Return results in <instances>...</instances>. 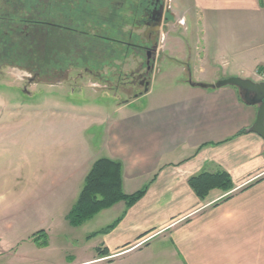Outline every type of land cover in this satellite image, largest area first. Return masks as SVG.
Returning a JSON list of instances; mask_svg holds the SVG:
<instances>
[{
	"label": "crops",
	"instance_id": "0c3cea01",
	"mask_svg": "<svg viewBox=\"0 0 264 264\" xmlns=\"http://www.w3.org/2000/svg\"><path fill=\"white\" fill-rule=\"evenodd\" d=\"M178 4L169 31L179 34H168V50L189 78L143 107H117L99 146L87 134L90 145L80 141L68 164L40 178L46 196L77 200L93 163L109 157L123 164L125 193L148 185L133 206L120 201L87 221H96L90 234L115 225L88 235L97 239L95 256L65 264H264V139L248 130L259 107L235 86L200 85L232 76L264 81V0ZM220 170L233 189L200 198L190 178ZM99 247L108 254L99 257Z\"/></svg>",
	"mask_w": 264,
	"mask_h": 264
},
{
	"label": "rangeland",
	"instance_id": "374dc122",
	"mask_svg": "<svg viewBox=\"0 0 264 264\" xmlns=\"http://www.w3.org/2000/svg\"><path fill=\"white\" fill-rule=\"evenodd\" d=\"M169 1L172 19L159 34L149 92L138 97L144 86H134L131 79L145 72L141 64L146 58L135 51L99 72L74 67L47 71L37 79L21 67L0 68V264H65L97 254V239L87 240L96 221L72 226L66 216L75 195L46 196L45 179L40 178L68 164L80 141L90 145L87 134L93 133L92 145L99 146L103 124L117 107H143L189 78L168 50L172 37L168 34H179L169 31L176 20L173 10L180 12L178 0ZM179 22L184 23L182 18ZM133 31L145 41L144 29ZM190 40H197V31H192ZM40 230L49 235V247L34 242L33 234Z\"/></svg>",
	"mask_w": 264,
	"mask_h": 264
},
{
	"label": "trees",
	"instance_id": "16d2710c",
	"mask_svg": "<svg viewBox=\"0 0 264 264\" xmlns=\"http://www.w3.org/2000/svg\"><path fill=\"white\" fill-rule=\"evenodd\" d=\"M125 2L122 13H118L117 7L112 13L108 11L106 0H0V68L21 67L37 79L47 71H66L74 67L99 72L105 65L133 51L123 41L131 38L135 42L138 38L121 36L116 31L122 22L126 25L133 22L126 12L128 4L134 6L135 3ZM189 183L200 198H205L213 189L229 191L234 187L231 175L224 170L196 174ZM147 190L148 185L132 194L125 193L122 162L101 157L87 173L81 193L66 218L72 226H82L120 201L133 206ZM33 240L40 247L49 245L45 230L34 233ZM108 252L106 248H98L99 257Z\"/></svg>",
	"mask_w": 264,
	"mask_h": 264
},
{
	"label": "flooded vegetation",
	"instance_id": "af4514ba",
	"mask_svg": "<svg viewBox=\"0 0 264 264\" xmlns=\"http://www.w3.org/2000/svg\"><path fill=\"white\" fill-rule=\"evenodd\" d=\"M106 5L108 11L114 12L113 8L117 7L118 13H122L125 9V0L112 1L106 0ZM128 4L127 7H129ZM171 3L169 0H141L135 3L130 9L129 15L132 17V24L130 31L124 30V22L117 26L116 31L119 35H128L130 37L138 36L137 40L134 42L130 38L128 41H123L127 46L131 47L137 55H143L146 59L145 62L141 64V68H145V72H139L132 76L131 82L135 85H142V81H151L154 72V63L159 55V34L164 31L167 25L172 19V11L170 9ZM135 28L144 29L145 41H142L139 34L133 31ZM133 29V30H132ZM145 89V84L142 85Z\"/></svg>",
	"mask_w": 264,
	"mask_h": 264
},
{
	"label": "water",
	"instance_id": "95a60500",
	"mask_svg": "<svg viewBox=\"0 0 264 264\" xmlns=\"http://www.w3.org/2000/svg\"><path fill=\"white\" fill-rule=\"evenodd\" d=\"M145 84V89L136 97L144 93L149 92L151 81L141 82ZM202 87H223V86H235L240 92L244 101L251 105H258V114L255 123L248 129L250 132L259 134L264 139V81H253L249 78H243L240 76H232L221 79L215 84L207 85L200 84Z\"/></svg>",
	"mask_w": 264,
	"mask_h": 264
}]
</instances>
